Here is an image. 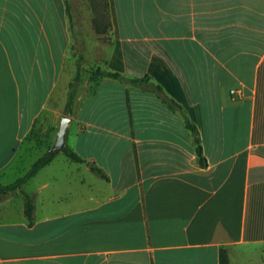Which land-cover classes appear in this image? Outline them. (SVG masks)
<instances>
[{"label": "crops", "instance_id": "1", "mask_svg": "<svg viewBox=\"0 0 264 264\" xmlns=\"http://www.w3.org/2000/svg\"><path fill=\"white\" fill-rule=\"evenodd\" d=\"M80 62L66 144L87 163L56 157L0 201V264H219L221 248L235 264L263 249L264 0H0V183L38 120L57 138Z\"/></svg>", "mask_w": 264, "mask_h": 264}, {"label": "trees", "instance_id": "2", "mask_svg": "<svg viewBox=\"0 0 264 264\" xmlns=\"http://www.w3.org/2000/svg\"><path fill=\"white\" fill-rule=\"evenodd\" d=\"M106 7H107V4H106ZM95 26H96V30L98 33H103L102 28L99 27V24L97 23V19L95 20ZM100 76L125 80L129 83L140 84V85L149 84L151 81V78L149 76H145L143 78H128L118 72L104 71L101 69L91 71V80H95ZM80 79H81L80 74L78 72L76 76L74 77V79L72 80V82L70 83V90L68 93V99H67V103H66L65 111H64L65 115H72L74 112V103H75V98L77 94L78 85L80 83ZM152 90L155 92H159V93L163 91L162 87L159 85H155ZM185 122H186L187 128L192 132V135H193V141H194L195 148H196L198 163L202 167H205L207 162H206V157L204 154V149L201 143V139L199 136V131L196 125L192 123L188 117H186ZM51 148L52 147H50L48 151L32 165L31 169L25 175L18 178L16 181H14L11 184L4 185L0 183V201H2L6 197V195H8L9 193L22 191L23 186L30 179L35 177L42 168L50 164L54 160L56 155L59 152H61V151H53ZM62 152H64L71 161H74L77 163H87L85 158H83L77 151H75L73 148H71L67 144L65 145ZM90 167L96 174H98L102 178L108 179V176L100 167L95 166V165H90ZM23 193H24V198H25V203H24L25 215L28 218L29 223L32 224L33 218H34L35 201H34V198L30 196L29 194L25 192ZM219 264H230L227 251L224 248H221L220 250Z\"/></svg>", "mask_w": 264, "mask_h": 264}, {"label": "rangeland", "instance_id": "3", "mask_svg": "<svg viewBox=\"0 0 264 264\" xmlns=\"http://www.w3.org/2000/svg\"><path fill=\"white\" fill-rule=\"evenodd\" d=\"M103 2V0H101ZM91 64H89L90 66ZM80 78L83 74L88 73L85 68H81V62L78 63ZM77 72V73H78ZM76 73V74H77ZM65 79V78H64ZM64 79L60 82L58 88L54 92V97L50 100L48 105L51 106V102L55 101L57 95H63L65 88ZM81 80V79H80ZM62 99V98H61ZM51 118L45 117L44 119L38 120V123L35 125L30 136L24 141L22 147L23 155L30 154V157L25 160L24 164L19 166L16 170L9 173L7 176L1 179V183L4 185L11 184L16 181L18 178L25 175L32 167V165L42 157L50 147L55 143L56 135L54 133V128L51 125ZM58 133V132H57ZM26 157V156H25ZM59 159L68 158L64 152H59L56 155ZM55 157V158H56ZM69 159V158H68ZM59 169V168H58ZM31 180V179H30ZM38 179L32 180L27 187H24L27 191H31L34 187L38 185ZM20 197V198H19ZM15 200V206H22L24 202L23 195H19ZM235 264H264V248H247L239 253L236 256Z\"/></svg>", "mask_w": 264, "mask_h": 264}, {"label": "water", "instance_id": "4", "mask_svg": "<svg viewBox=\"0 0 264 264\" xmlns=\"http://www.w3.org/2000/svg\"><path fill=\"white\" fill-rule=\"evenodd\" d=\"M70 123H71V117L68 115H64L60 123L56 141L51 148L53 151H62L64 149L66 145V135Z\"/></svg>", "mask_w": 264, "mask_h": 264}, {"label": "built area", "instance_id": "5", "mask_svg": "<svg viewBox=\"0 0 264 264\" xmlns=\"http://www.w3.org/2000/svg\"><path fill=\"white\" fill-rule=\"evenodd\" d=\"M232 92H234V90Z\"/></svg>", "mask_w": 264, "mask_h": 264}]
</instances>
